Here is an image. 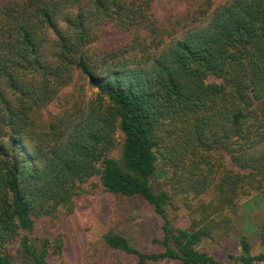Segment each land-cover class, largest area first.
Masks as SVG:
<instances>
[{
    "label": "trees",
    "instance_id": "1",
    "mask_svg": "<svg viewBox=\"0 0 264 264\" xmlns=\"http://www.w3.org/2000/svg\"><path fill=\"white\" fill-rule=\"evenodd\" d=\"M167 1L0 0V264L14 244L32 264L62 256L63 238L32 234L96 178L163 221L159 251L104 236L137 264H264V222L259 253L245 236L227 262L201 249L264 197V0Z\"/></svg>",
    "mask_w": 264,
    "mask_h": 264
},
{
    "label": "rangeland",
    "instance_id": "2",
    "mask_svg": "<svg viewBox=\"0 0 264 264\" xmlns=\"http://www.w3.org/2000/svg\"><path fill=\"white\" fill-rule=\"evenodd\" d=\"M70 92L71 88H66L61 94L62 98L69 99ZM91 92L87 90L85 95L88 96ZM49 109L51 113L58 112L59 102L52 104ZM114 155L118 157L120 152L117 151ZM164 178L157 174L152 180L153 185L157 188ZM87 190L78 200L71 216L65 217L56 228L47 227L45 224L38 225L32 234V239L38 246L42 242L39 240L44 238L54 241L60 236L64 239L63 255L50 257L51 264H137L134 256L108 248L104 236L111 231L124 235L141 251L161 250L155 240L163 234V221L148 203L136 197L108 193L99 186L97 178L90 183ZM175 202L181 207H171L170 218L175 227L186 228L190 225V212L179 200L176 199ZM263 222L264 197L257 193L242 201L241 210L234 218L233 236L227 240L205 242L201 249L227 262L229 253L240 254L239 242L245 236L251 242L253 252L259 253L258 232ZM9 252L12 264H32L19 252V244L12 245Z\"/></svg>",
    "mask_w": 264,
    "mask_h": 264
}]
</instances>
